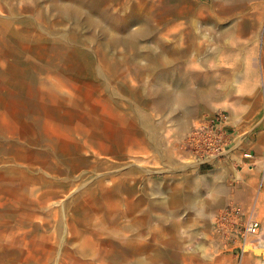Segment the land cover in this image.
<instances>
[{
	"label": "rangeland",
	"instance_id": "obj_1",
	"mask_svg": "<svg viewBox=\"0 0 264 264\" xmlns=\"http://www.w3.org/2000/svg\"><path fill=\"white\" fill-rule=\"evenodd\" d=\"M174 90L211 95L182 107ZM216 112L230 132L239 115L264 120V0H0V264H210L212 248L237 250L213 234L221 210L211 237L135 222L140 173L166 178L174 152L194 167L183 141ZM245 154L231 171L259 166ZM260 224L243 246L256 256Z\"/></svg>",
	"mask_w": 264,
	"mask_h": 264
},
{
	"label": "crops",
	"instance_id": "obj_2",
	"mask_svg": "<svg viewBox=\"0 0 264 264\" xmlns=\"http://www.w3.org/2000/svg\"><path fill=\"white\" fill-rule=\"evenodd\" d=\"M162 91L157 90L158 103H161ZM175 91L177 90L169 93ZM231 126L235 133L233 140L235 149L225 160V165L222 163L187 169L180 164L178 170L176 166L179 156L174 152V156L160 157L161 163L165 164L167 169L166 178L161 176L159 179H149L144 177L147 171L140 173L143 175L141 180H136V224L142 225L158 220L163 230L174 233V237L177 238L182 237V233H189L191 239L199 238L202 237L203 232L211 237L208 224L218 211L232 201L243 206L246 215H252L260 221L262 232L264 231V120L252 121L250 117L239 115L231 119ZM142 148L144 149V145ZM249 151L254 155L255 160H258L259 166L255 169L242 166L239 172L231 171L226 163L232 164L235 161L240 163L242 154ZM171 167H174L175 171L170 170L174 169ZM231 176H234L235 180ZM261 178L263 184L260 193L256 196L255 190ZM234 182L236 185L239 183L237 187L233 185ZM196 251L192 249L189 255L197 254ZM211 252L214 257H211L210 264H220L225 259L230 260L229 264L231 262L232 264H264V255L256 256L245 247L224 255L220 254L222 250L218 247L212 248ZM199 264L203 263L200 261Z\"/></svg>",
	"mask_w": 264,
	"mask_h": 264
},
{
	"label": "built area",
	"instance_id": "obj_3",
	"mask_svg": "<svg viewBox=\"0 0 264 264\" xmlns=\"http://www.w3.org/2000/svg\"><path fill=\"white\" fill-rule=\"evenodd\" d=\"M228 126L229 118L223 112L193 124L183 141L191 165H219L230 157L235 149V134ZM244 157L250 159L252 156L245 154ZM260 225L252 215H246L243 206L230 201L217 216L212 231L223 248L236 246L234 249L239 250L247 238L258 235Z\"/></svg>",
	"mask_w": 264,
	"mask_h": 264
},
{
	"label": "bare ground",
	"instance_id": "obj_4",
	"mask_svg": "<svg viewBox=\"0 0 264 264\" xmlns=\"http://www.w3.org/2000/svg\"><path fill=\"white\" fill-rule=\"evenodd\" d=\"M74 13L75 16H73ZM78 14V11L72 12L70 16L76 17ZM196 95L209 97L211 94L209 91L204 92L203 90L200 92H195L193 90H177L174 93H167V100L169 103L176 102V104L187 106L193 101Z\"/></svg>",
	"mask_w": 264,
	"mask_h": 264
},
{
	"label": "water",
	"instance_id": "obj_5",
	"mask_svg": "<svg viewBox=\"0 0 264 264\" xmlns=\"http://www.w3.org/2000/svg\"><path fill=\"white\" fill-rule=\"evenodd\" d=\"M255 252H257L258 254L264 255V249H257L255 250Z\"/></svg>",
	"mask_w": 264,
	"mask_h": 264
}]
</instances>
